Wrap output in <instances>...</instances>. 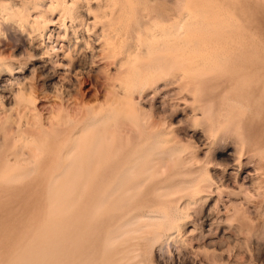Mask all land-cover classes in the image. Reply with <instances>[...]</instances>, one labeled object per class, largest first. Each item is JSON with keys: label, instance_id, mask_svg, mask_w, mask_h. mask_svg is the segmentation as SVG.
I'll list each match as a JSON object with an SVG mask.
<instances>
[{"label": "rangeland", "instance_id": "rangeland-1", "mask_svg": "<svg viewBox=\"0 0 264 264\" xmlns=\"http://www.w3.org/2000/svg\"><path fill=\"white\" fill-rule=\"evenodd\" d=\"M13 1L28 2L30 0ZM87 1H89L88 6H78L79 8L76 7L74 11L80 13L88 11L92 16L97 14L100 17L98 19L100 22L97 21L91 31L98 33L100 28L104 27L111 28L112 33H109L108 36L111 38L108 41L111 46L107 49V58L103 61H92L89 56L77 55V53L71 55L76 68L87 70L83 74V78L86 80L81 78V82L83 81L84 83L81 86L84 91L82 99L80 98L82 105H76L71 102L66 108L64 104L63 106L61 105L59 99L54 98L53 95L55 94L53 91L56 88H60V82L56 78L49 81L47 74L38 67V61H32V58L37 56L39 51L28 48L29 40L21 36L18 31H15L16 25L14 24L16 22L21 28L24 27L23 20L18 17L19 20L17 18L12 20L15 21L13 23L8 18L0 17V20H2L0 21V48L2 47L1 50L3 49L1 57L5 61H12L14 66L25 62L28 63L29 69L24 75L27 82L36 88L38 96L37 113L43 121L46 120V122L50 121L53 123L57 118H64L66 114H69L71 119H74L82 112H86L88 116L95 114L105 115L109 113L107 112L108 110L112 111L119 107L117 110L119 113L121 112V118L124 117L123 120H126H122L124 126L122 128L126 129L125 131L128 130V139L134 144H138L136 143L137 140H140L138 141L140 144L147 140L148 136L153 135L154 138L162 137L166 138L167 141L168 139L171 140L165 144V147L160 146V148L171 147V144L172 147L179 146L178 148H180L181 146L180 150L183 148V153L180 154L182 167L173 169L174 162L169 161L167 165H169L170 169L167 166L156 177V179L159 178L154 183L157 188L153 184V187L149 186L147 190L149 189V197L159 200V198L162 199L164 196L162 200H170L174 204L173 206L169 204V210L171 211L169 212L174 213L176 211V217L174 216L173 221L174 226L176 225L177 228L176 226L173 228L174 231L179 230L178 233H181L179 235H181V238L184 237V241L181 242L172 236L169 239L166 236L164 237L163 234L157 235L159 236L157 238L151 229H154V227L147 226L148 228L145 227L143 231L141 230V232L134 234V239L132 240L131 238L127 242V244H131L125 246L127 250L135 248L133 255L134 257L138 255L137 259L130 256V258L133 257V261L129 263L133 264L135 260L134 264H139L138 262L140 264H264V0H116L113 5H105L104 3H111L109 1L113 3V0ZM42 4L45 5L39 6L38 11L40 10V12L45 10L48 2L43 0ZM81 5H83V2ZM84 7L87 10H83ZM105 10L108 15L101 17ZM198 10L208 11L205 20L210 21V23L216 21L214 20L215 15H213L215 13L222 18L223 16L224 18L231 17V23L234 21L232 27H230L231 23L228 22L230 23L229 25L227 23L224 28L220 29L219 27L220 30L217 29L218 31L214 30L213 32L215 23H211L213 26L209 23L211 29L191 32L189 26H184V29L186 27L185 30H190L186 36L189 35L191 38L194 36V39H199L198 47L192 46L191 49L184 47L185 50H183L184 48L178 45L180 40L178 39L177 41V38H175L176 40L174 38L171 40L174 41V44L165 43V46H171L168 50V57H166L170 66L165 67L161 75L153 74L144 86H137L138 88L134 91L133 87L129 85L134 77L126 72L128 71L127 67H137L136 65L139 66L144 62H150L157 55H160L157 52L154 55L153 47L151 46L154 57L151 56L149 59V56L147 58L143 53H141L143 57L141 54L135 56L134 53L140 50V45H138L139 36L142 37L145 32L147 33L150 27L155 31H160L161 27L171 29L180 20V17L185 16L186 11L189 12V14L187 13L188 15L192 14L190 15L192 17ZM74 11L64 13L66 16L62 15V18L64 17V20L66 18L67 21H65L68 22L71 13L72 15L76 13ZM58 14L57 12L55 17ZM187 14L186 16L188 17ZM190 16L188 19H191ZM196 16L198 15L196 14L192 18ZM134 18H140L143 22L146 20L144 27L142 28L141 26L140 28V33L137 29L133 30V27L130 26ZM162 18L164 19L160 21ZM233 24L236 26L234 25L233 27ZM117 25L120 26L117 28ZM225 31L229 32L226 33ZM196 35L198 36L196 37ZM216 36L219 37V40ZM57 42L63 41L58 39ZM175 42L177 43L175 44ZM192 42L194 43V41ZM220 47L226 49L223 57L232 61L230 63L226 62L229 64H215V62H212L217 59V57L213 56V52L217 53ZM174 48L176 49L174 50ZM241 48L249 52L242 51ZM171 49L173 50L171 51ZM236 53L237 55H235ZM139 56L140 58H138ZM145 57L147 61H145ZM232 58H236V60H232ZM238 58L241 59V62ZM242 59L244 60L242 61ZM91 61L94 66L88 69ZM191 64L198 65L199 70H195L197 68L192 67L193 65ZM217 65L219 66L217 67ZM214 67L217 68L213 70ZM2 71L0 70V89L5 87L4 89L7 91L9 85L7 86L8 83L3 80L5 71ZM129 71L131 72V69ZM64 83L66 85L69 82L66 83L65 81ZM133 93L134 95H132ZM130 95L131 98L133 96V101L129 97ZM129 100L131 104L134 102L138 107L137 112L140 115L138 120H136L138 127L132 126L130 123L127 124L128 118L124 114L128 110L126 108H129ZM3 102H5V106L9 105L6 101ZM239 106H244V108ZM143 112L145 114L143 115L144 117L142 116ZM55 115L58 116L57 118L55 117L56 119L54 118ZM43 123L46 124L45 122ZM173 144L175 145L173 146ZM188 148L190 151L194 150L193 153L198 156L197 160L189 161L190 159H187L190 157L189 153H192L188 152ZM24 166L27 168L28 164ZM200 174L208 176L213 182L212 185L207 188L208 190L203 191L204 193L202 192V198L197 200L194 203L195 205H183V201L188 198V195H185L188 194V190L183 189L182 186L184 185L187 188L188 183L180 185V187L177 186V188L172 186V184L176 185V183L179 184L181 181L189 182L190 178L192 180L194 177L200 176ZM32 178L33 180H39L44 177L41 176L37 179L38 175L35 178L32 176L22 183L23 186L17 185L20 188L15 186L18 193L17 191L14 192V187L10 189V186H2L0 184V264H32L34 260L33 264H70V262L74 264L81 252L88 250L91 241L100 234V231L99 229H94L91 233H85L82 230L86 224L85 220H71L67 215H64L61 219L52 218L55 217L53 215H56V217H59V215H57L58 213L51 215L53 211H49L47 207L52 209L51 207L61 204V200H55L54 197L57 194L54 196L53 192L56 190L51 188L52 191L49 189L50 187L45 183V178V182L41 179L39 185L43 188L46 185L48 190H50V194H48L47 187L44 190H38L40 186L38 185V188L34 186L31 181ZM160 180H163V182L160 183ZM166 186L168 189L172 186L174 189L178 190L181 188V190L177 192L171 188L170 191L172 190V192L170 193ZM244 187H247V189H244ZM155 188L160 190H155L154 193ZM151 190H153V193ZM43 191L47 192V197H45ZM168 191L169 195L167 196L164 192ZM11 192H14L13 195L15 194V196L18 194V196L14 198L12 194L8 195ZM51 193H53L52 196L54 197L51 196ZM29 194L30 197H27ZM7 195L13 198L8 200ZM4 197L6 198L5 200ZM6 200L8 201L5 202ZM51 201L54 205L55 202L60 203L54 206ZM43 204L44 206L46 205L47 211L45 210V212ZM154 204L156 202L152 204L151 207L154 209L151 208V212H156L158 207ZM77 205L75 210H81L83 203ZM175 206L179 207V209ZM36 208L37 210H35ZM147 209L145 207L143 210ZM53 210L55 213L57 211L56 207ZM177 210L182 212H177ZM43 214H46V216L47 214L51 215H48L50 220L45 216L43 217L46 220L48 219L53 225H50V223L47 225L48 223L42 217ZM142 224L143 222L139 223L138 226ZM22 226L23 228H21ZM33 228L37 230L33 231ZM40 230L43 234H41ZM67 230L68 232H66ZM158 231L165 232L161 228ZM44 232L47 233L44 234ZM149 236H155V239H151ZM145 237L147 240L151 239L152 244L149 240L148 244L144 242L146 240ZM35 238H38V241ZM42 238L43 240H41ZM45 238H47L46 241L44 240ZM132 241L134 245L139 241L141 244L138 243L137 246H133ZM35 243L39 244L37 245L38 247ZM142 243L147 244L146 247L142 246ZM82 244L83 246H81ZM49 247L53 248L48 249ZM67 248L68 250H66ZM138 248L139 250L136 252ZM72 250L74 252L77 251L78 254L73 255L74 252ZM31 258H34L33 261ZM118 264H124V262Z\"/></svg>", "mask_w": 264, "mask_h": 264}, {"label": "bare ground", "instance_id": "bare-ground-1", "mask_svg": "<svg viewBox=\"0 0 264 264\" xmlns=\"http://www.w3.org/2000/svg\"><path fill=\"white\" fill-rule=\"evenodd\" d=\"M42 1L43 0H30L28 2H16L13 0H0V17L8 18V20L10 19L12 23L15 22L12 20H16L17 17L23 20L24 22L23 28H21V26H19L17 22L16 24H14L16 25L15 31H18V33L21 36L26 37V39L29 40L28 48L39 51L37 56L33 55L34 57L32 58V61H38L39 63L38 67H40L43 70V72L47 74L46 76H48V80L52 81L56 78V80L60 82V88H56L55 91H53L55 94L53 95L54 98L59 99L61 101L60 102L61 105L63 106L64 104V107L66 108L71 102H74L76 105L77 104L82 105L80 98L82 99V95L84 94V91L82 90V87H81L83 83V81L81 82V78H83V74L85 73L84 71H87V70L76 68L74 66V62H73L74 60L72 58L73 56L71 55H75V53H77V55L79 54V55L89 56V59H91L92 61H98V60L103 61L104 59L107 58V49L110 48L111 46L110 42H108L110 38L108 36H109V33H112V30L111 28L101 27L100 31L98 33H95L94 31H91V30H93L96 22L99 21L98 19L100 17L97 16V14L92 16L88 11H84L83 13L74 11V9L78 6H88L89 1L87 0H45L48 2V5L45 7L44 11L42 10L40 12V10L38 11V8L39 6L43 5ZM82 2H83V5H81ZM109 2L111 3H106V2L104 3L105 5H113L115 4L116 0H113V3L112 1H109ZM72 10L74 11V13L75 12L76 13L74 15H72L71 13V16L69 15L70 19L68 20V22H66L67 21L66 18H65L66 20L65 21L63 19L64 17L62 18V15H64V13H69ZM83 10H87L86 7H84ZM57 12L59 14L57 17H55V14ZM187 13L189 14V12L186 11V14ZM186 14L185 16L183 15L182 17H180V20L177 21L172 26L171 29H167V27H161L160 31H155L154 29L150 27V29L147 28L149 29L147 33L145 32V34L142 35V37L139 36L138 45H140L139 47L140 50L136 48L137 50H139V52L137 50H136L137 52L135 53L133 52L135 56H137V54L143 53L145 54L147 58L149 56V59H150L151 56L154 57L155 55L154 53L156 52L157 54H160V55H157V57L154 58L150 62H148L147 58L145 57L146 58L145 61L147 62H144L140 64L139 66L136 65L137 67H133V66H132L133 68L127 67L128 71L126 72L132 75V77H134L133 80L129 84L131 85V87H133L134 91L138 88L137 86H140V85L144 86L145 83L148 82L147 80L151 76H153V74L161 75V72L165 70V67L170 66V63H168V61L166 60V57H168V52H169L168 50L170 49L171 46H168V45L165 46V45L168 43L174 44L173 43L174 41H171L173 40V38L174 39L177 38V41L178 39L180 40L178 44L180 45V47L182 48L186 47V48L191 49L192 46L198 47L197 44L200 42H199V39L198 40L197 38L194 39L193 38L194 36L191 38V36L190 37L189 35L186 36V34H189L190 30L191 32H193V31H198V30L211 29V27L209 26H211L212 25L211 23L213 22L210 23V21L208 22L207 20H205V17L208 15V11L198 10V12L195 13V15L196 14L198 15L196 16L197 18L196 17L192 18L195 15L191 17L190 15L192 14L190 15L187 14L188 17L190 16V18L193 20L188 19ZM107 15L108 14L105 10V12L103 13L101 17L103 16L106 17ZM213 15H215L214 20H216L214 21L215 24L213 23L215 25L213 32L214 30L219 29V27L220 29L224 28V26L228 22L231 23L232 21L231 17L224 18L223 16L222 18V17H219V15L216 13ZM64 16H66V14ZM163 19L164 18H162L160 21H162ZM144 22L140 18H134L130 26L133 27V30L137 29V31L140 33L141 26L143 28L144 27L143 25L146 23ZM230 23H228V25ZM232 23L230 24L231 25L230 27H232ZM234 25L235 24H233V27ZM119 26L120 25H117V28ZM184 26H189L190 30L188 29H187L188 31L185 30L186 27L184 29ZM183 36H186V37H183ZM197 36L198 35H196V37ZM229 36H231V34H229ZM216 37L217 39L219 38L218 36ZM58 39L63 42L58 43L57 42ZM192 41H194V43ZM176 43L177 42H175V44ZM151 46L153 47L154 55L152 54ZM238 47H242V46H238ZM238 47H235V48L237 49ZM1 48H0V70L1 71L4 70L6 72V73L4 72L5 78H3V80L8 83L7 86L9 85L8 86L9 89H7V91H5L4 89L5 87L4 88L2 87V89H0L1 91V94H0V106H1L0 107V184H2V186L3 185H7L8 187L10 186V189H12L13 187L15 189V186L20 185L21 187L22 183H24L25 180L30 179L32 176H34L35 178L38 175L37 179H39L42 176L46 180L44 178L43 179L40 178L39 180H36V179L33 180L32 178L31 180L33 182L32 184H34V186L37 187L41 183V179L43 180V182L46 181L45 183H47L46 185L50 187L49 189L52 188L56 190L53 193H54V196L56 194L57 196L55 197L52 196L53 193H51V196L54 197L55 200L57 199L58 201L61 200L60 201L61 204H58V205L56 204L60 202L54 201L56 206L51 201V203H53L52 205L56 207L57 211H55V213L53 210V208L55 207H51L52 209H49L47 207L49 211L50 210L53 211L51 215L58 213L57 215H59V217L61 216L59 218L58 216L56 217V215H53L55 217H52V218L61 219L63 218L64 215H67L68 218L71 220L72 219L77 220V221L78 219L85 220L86 224L82 229L85 233H91L92 231H94V229H97V230L99 229L100 234H98L96 237L93 238V240L91 241L88 247V250L82 251L81 255L77 258L74 264H118L121 262H124V264L125 263L128 264L130 261H133L132 260V258L134 257L133 250L135 251V248H133V250L132 248L130 250L129 249L127 250V247L125 249V246L129 244V243L127 244V242H129L131 238L132 240L134 239L135 237L133 236L134 234H137V232H141V230L143 231V229L147 226L154 227V229L153 228L151 229L154 231L155 236L157 238L159 237L157 235L163 234L164 237L166 236L167 238H169L172 236L174 239H177L183 242L184 237L182 236L183 238H181L180 237L181 235H179L181 233H178L179 230L174 231V228H173L176 226V225L174 226V221H173L174 216L176 217L175 215L176 211L174 208L175 212L170 213L171 211L169 210L170 209L169 204H172L171 206H173L174 204L171 203L170 200H165V199L162 200L164 196L162 199L159 198V200H155L149 197L148 196L149 189L147 190L149 186L153 187L152 185L155 183V181L159 179V178L156 179L158 174L162 173L167 168V166L169 168V165H167L169 161L174 162L173 167H172L173 169L180 168L181 162H182L180 159V154L183 153L182 151L183 148L180 150L181 146L180 148H178L179 146L172 147V144H171V147L160 148V146L165 147V144H167V142L171 140L168 139L167 141L166 138L164 139L162 137L154 138L153 135L148 136L147 140H145L144 142L140 144L138 142L140 140H137L136 143L138 144H134L132 141L128 139V133H127L128 130L125 131L126 129L124 130V128H122L124 127L123 121H126V120L125 119L123 120L124 117L121 118V114H120L121 112L119 113V111L117 110V108L119 107H117L116 109L112 111L108 110L107 112L109 113L105 115L95 114L93 116H88L86 112L85 113L82 112V113H79V116L74 119H71L69 114H66L64 118H57L58 116L55 115L54 118L56 117L57 119L55 118L56 120H54L55 122L53 123L50 121L46 122V120L43 121L41 116L37 113V104H38L37 97L38 96L36 94V88L35 86H32L31 84L27 82V79L24 75L26 71L29 69L28 63L25 62V63H21L20 65L14 66L12 64V61L9 62L7 60L5 61L4 59H2L1 51L3 49L1 50ZM182 48H179V49H182ZM175 49L176 48H174V50ZM218 49L219 51L217 53H215L214 51L213 52L214 55L212 54L214 57H217L216 61L214 60L212 61L213 63L215 62V64H222L226 62H229V63L232 62L231 60L225 57L227 59L226 61V59L223 57L226 49H224L223 47H220ZM172 50L173 49H171V51ZM183 50H185V48ZM237 50H240V49H237ZM242 51L249 52L246 49ZM226 55L228 54L226 53ZM235 55H237V53ZM138 58H140V56ZM233 59L234 58H232V60ZM234 60H236V58ZM239 60L241 62V59ZM243 60L244 59H242V61ZM92 61L88 69H91V67L94 66ZM229 63H226V64H229ZM197 66L198 65H193L192 67H196L197 69L195 70H199ZM218 66L219 65H217V67ZM217 67H214L213 70H215ZM130 69H131V72L129 71ZM65 81L66 83L68 82L69 83L65 85L64 83ZM126 88L128 89V87ZM132 95H134V93ZM129 97L131 98V95ZM132 99H133V96L131 100ZM3 101H6L9 105L5 106L4 105L5 102ZM128 102L130 103L128 105L129 108H126L128 110L125 111V114H124L126 118H128L127 124L130 123L132 124V126L138 127V124L136 121L138 120L140 116L137 112L138 107L137 105H135L136 103L134 104L133 102L131 104L130 100ZM239 107L244 108V106H239ZM143 115H145L144 112L142 116ZM42 121L45 122L46 124H44ZM124 125H125V122H124ZM161 134H163V132H161ZM174 145L175 144H173V146ZM193 151L192 150L188 151V152H192V153H189L190 157L187 158V159H190L189 161L197 160L198 156H196V154L193 153ZM25 164H28L27 168L24 166ZM202 175L200 174V176L194 177V179L192 180L190 178L189 182L179 181L180 182L179 184L177 183L176 185L172 184V186H176L177 188V186L180 187V185L182 186L183 184L188 183L186 186L187 188H185L184 185H183L184 187L182 186L183 189L188 190V194H185V195H188V198H186L187 196L185 197L186 200L183 201L184 203L183 205L186 204L185 206L187 205L191 206L192 204L196 203L197 200H200L202 198L201 197L202 192L205 190H208L207 188H210V186L212 185L213 182L210 180V178L208 176H204V175L202 176ZM163 177L165 178V176ZM163 180H160V183L163 182ZM46 185H45V188L47 187ZM154 185L156 186V184ZM39 186L40 188H38ZM39 186L37 187L38 190L45 189L41 185ZM172 186L171 188H173ZM156 188L154 189V193H155ZM159 188L157 190H160ZM176 188L175 189L173 188L172 190H176L177 192L178 190H181V188H179L178 190ZM245 188L247 189V187H244V189ZM16 189L14 190V192L17 191ZM170 189L168 190L170 191ZM172 190L170 191V193L172 192ZM45 191H43V194L45 193V197H47L46 196L47 192ZM47 191H48V194H50L49 193L50 190H48V187H47ZM152 191L153 190H151V192ZM162 191H165V190H162ZM169 191L164 192V193H166L168 196ZM14 192H11L8 195L12 194L14 198L17 197L18 194L17 196H15V194L13 195ZM12 196L11 198H13ZM159 196L162 197L161 195ZM8 197H7L8 200L11 199L10 196ZM27 197H30V194ZM48 198L50 199V197ZM5 199L6 198L4 197V200ZM156 199H158V197H156ZM8 200H6L5 202H7ZM45 200L47 201V199ZM154 202H156V204L154 205L158 207L156 208V212L155 211L151 212L150 209L153 208L151 206ZM80 203H83V205H81L82 209L75 210L76 205L77 204L79 205ZM52 205L50 204V206ZM145 207L148 209L143 210ZM43 208L45 212L46 205L44 206L43 204ZM126 208L127 210H125ZM177 208L179 209V207ZM32 209H33V205H32ZM35 210H37V208ZM123 211H125V213H123ZM178 211L179 210H177V212ZM179 212H182V211L180 210ZM49 214H47V216L46 214H43L42 217L45 216L46 218L49 219V216H51ZM45 217L43 218L48 223L46 224L49 225L50 219L46 220ZM42 219L40 220L43 221L44 219L43 220ZM54 222L56 223L55 220ZM142 222L143 224L138 226V224ZM43 223L45 222L43 221ZM51 224L52 223H50V225ZM21 228H23V226ZM160 228L164 229L165 232L162 233L158 231V229ZM35 229L33 228V231ZM53 231L55 232V230ZM66 232H68V230ZM46 233L47 232H44V234ZM144 233L146 232L144 231ZM41 234H43V232ZM155 236L154 237L149 236V237H151V239L152 238L155 239ZM31 237H32V233H31ZM146 237L148 238V236ZM47 238H45L44 240L46 241ZM35 239L37 240L38 238H35ZM151 239L150 240L148 239V240L151 242ZM174 239L172 240L174 241ZM13 240H14V237H13ZM41 240H43V238ZM148 240L146 239L144 240V242H147L148 244L149 242ZM70 243L68 242V244ZM138 243H140V241ZM138 243L136 242L135 245L137 246ZM132 244L133 246H135L133 241H132ZM37 245L39 244H36V246ZM146 245L143 244L142 246L146 247ZM81 246H83V244ZM31 247L33 248L34 246H31ZM53 247H49L48 249L50 248L52 249ZM66 250H68V248ZM137 250H139V248L136 249V252H138ZM60 251L62 250L60 249ZM77 254H78L77 251L73 253V255H77ZM130 256H133V257L130 258ZM71 257H72V254H71ZM137 257H134V258L137 259ZM66 259H69V258H66ZM138 263L140 264V262Z\"/></svg>", "mask_w": 264, "mask_h": 264}]
</instances>
